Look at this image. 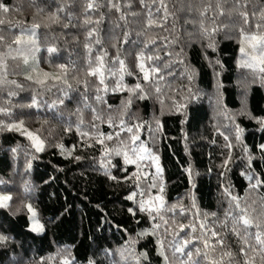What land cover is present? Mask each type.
Returning a JSON list of instances; mask_svg holds the SVG:
<instances>
[{
    "label": "trees",
    "instance_id": "trees-1",
    "mask_svg": "<svg viewBox=\"0 0 264 264\" xmlns=\"http://www.w3.org/2000/svg\"><path fill=\"white\" fill-rule=\"evenodd\" d=\"M102 2L105 6L92 15V19L96 20L101 12L104 13V19L97 28V34L102 43L95 44V36L92 37L93 57L97 52L107 49L109 53L107 59L110 62L116 55V48L112 47L113 41L109 37L115 36L119 40L117 47L121 49V58H124L129 68L136 73L138 72L135 68L136 52L143 47V44L139 42L133 44L132 41L144 40L143 36L137 37V32L143 28L144 16L141 14L135 18L128 17V28L131 29V34L128 43L125 44L123 43L124 22L120 21L119 13L115 10L108 11L106 0ZM191 2L196 5L199 0H191ZM4 3L13 6V11L7 16V20H10L12 24L22 23L30 27L34 17L35 22L41 23L37 37L41 51L37 53V58L42 72L56 73L58 71L50 67L48 63L47 47L49 46H55L58 49L51 55L53 64L57 62L67 64L70 60L75 61L76 72H69L68 78L73 84L71 92L73 100H66L65 105L59 106V111L63 113L60 119H57L55 115L57 109L50 108L52 101L56 100L58 95H62L58 88L39 95L41 101L39 110L19 107L21 103L30 102L33 90L37 88L32 82L25 80L23 75L8 77L24 85L23 90L10 86L18 93L17 96L8 97L7 90L0 91V107L11 109V115L0 114V122L10 123L24 118L25 126L45 141V150L37 152L32 141L26 136L18 132L0 133V181H3L0 183V193L10 194L13 197L9 209L0 208V224L3 225L0 231L11 237L7 246H0V264H38L41 261L43 264H62V259L69 254L75 257L79 264H87L89 257L96 259L97 264H109L110 258L103 256L102 249L118 247L124 242L121 239L122 235L125 238L128 235L135 236L136 232L149 229L152 221L146 214L137 213L133 217L127 211L128 207H134V205L132 201L126 199V196L132 191H137V199L140 198L139 189L132 180L125 179L131 172L136 171L135 165H126L128 172L125 173L121 170L123 164L121 156L103 157L105 164L110 161L112 165H115L110 170L117 180L106 177L101 165L103 156L101 145L94 143L91 147H85L83 141L89 138H82L76 131V108L78 106L83 108L81 93L85 90L83 85L78 86L72 77L78 76L80 80L85 79L81 71L86 65L85 32L97 26L94 23L81 26V19H73L72 24L76 25L75 27L69 26L65 29L59 24L50 28L44 27V17L42 14H37L36 6L51 11L57 6L55 0L51 5L49 0H35V5L32 0H4ZM167 3L173 15L169 17L163 28L153 26L148 30L149 37L155 39V44H150L148 50L157 54L158 49L160 57L159 60L148 63H156L161 68L159 75L164 77L159 81L161 88L158 94L159 99L154 89L148 86L150 98L145 100L134 98L125 119L129 124L147 121L152 125L151 133L148 131V124L144 125V128L140 130V138L160 158L167 203L172 205L179 200L185 207L189 206L187 192L192 185L188 181L185 169L191 167L194 172L199 173L196 177V194L200 210L216 213L217 216L222 217L227 208V202L220 196L223 177L219 176L221 171L219 165L229 151L232 154L229 176L235 185V190L243 196L248 184L240 175L246 163L241 157L246 156L247 153L242 151V145L235 139V125H239L244 130L243 145L252 149L256 157L253 162L256 171L260 172L261 167H264V161L259 159V145L264 143V131L260 130V125L257 123V119L264 118V87H261L259 80L252 82L251 69L241 68L237 64L240 45L236 39L225 38V33L229 32V29L215 36L218 42L217 52L207 49V57L212 61L210 65L208 59L204 57L201 44L194 42L198 38L189 36L190 32L196 31L198 25L186 23V20H199L196 8L194 7L192 11L188 10L189 0H167ZM261 4H264V0H259V3L257 0H248L247 11L250 14L254 10L259 11ZM214 7L215 0H213ZM134 10H140L139 4L135 5ZM66 12H72L77 17H81L80 0L67 7ZM160 15L162 13H156L157 17ZM211 15L210 10L208 16L211 17ZM226 20V16L220 17L218 22L223 23ZM67 21L68 17L64 15V22ZM5 26L6 42L10 43L13 33H18L19 29L14 28L10 33L7 30V24ZM230 34L238 36L234 29L230 31ZM172 40L176 43H169ZM203 43L206 46L207 40ZM181 47L190 57V62L197 72L191 84L186 76L181 75L184 71L182 65L173 62L170 67H164L170 60L174 61L175 52ZM0 51H6V48L0 45ZM169 51L173 52V56L170 57L167 54ZM217 58L221 61L219 65L215 63ZM9 65L10 71L16 65H20L16 69L18 72L24 68L22 60L19 59L10 60ZM169 72L175 74L169 75ZM88 79L90 87L87 102L96 106L94 92L91 89V83L95 82V78L88 77ZM136 82V75L126 76L124 80V83L129 86ZM141 82L147 84V82ZM107 83L111 88L114 78L109 79ZM218 84L220 85L219 96ZM189 87L194 95L187 100V116L185 117L173 108V104L174 101L184 102V98L189 95ZM128 95L127 91L115 93L110 91L105 97L107 104L100 106L104 118L106 119L111 112L118 120L122 111L121 103ZM245 97L246 110L255 119L250 118L249 115L240 114L245 108ZM218 98L234 115V120L221 115L223 107L218 104ZM9 100L11 103H8ZM161 100L163 115H161ZM108 105L112 106L111 109ZM92 115L89 109H84L82 131H92ZM154 118L160 120L163 126L161 132L155 131ZM45 120L47 123L44 122ZM69 123L72 125V130L66 131ZM37 130L40 131L37 132ZM100 130L105 134H113V140L105 141L109 147L118 144L119 138H116L114 134L119 130L118 128L114 129L107 123H103L100 125ZM128 136V133L121 132V138ZM150 136L156 139H150ZM224 136H227L233 145L231 150L224 147L226 143ZM89 143H92V140H89ZM57 144L64 146L63 153L55 146ZM13 148L17 149L15 153L11 151ZM29 163L31 168L27 167ZM140 171L141 173L149 172L154 177L155 164L144 160L141 162ZM148 182V178L142 177L141 188L145 190V199L148 195H156V189L148 191ZM26 185L28 192H25ZM261 195H264V192L259 194L253 192L249 198L250 202H256L254 206L258 210L261 207L259 199ZM28 204H31L37 213L38 220L45 226L42 234L31 232L29 229ZM176 213L179 214V207ZM166 215L171 217L172 213ZM178 218L186 219L179 216ZM211 219L210 216L209 220ZM117 224L128 231L117 232ZM154 242L153 237L141 239L136 247L139 251L144 250V246L147 245L153 264H157L159 258L155 256Z\"/></svg>",
    "mask_w": 264,
    "mask_h": 264
},
{
    "label": "snow or ice",
    "instance_id": "snow-or-ice-1",
    "mask_svg": "<svg viewBox=\"0 0 264 264\" xmlns=\"http://www.w3.org/2000/svg\"><path fill=\"white\" fill-rule=\"evenodd\" d=\"M77 0H55L57 5L54 10L47 11L43 7L36 6L37 14H42L45 20L44 27H52L53 25H62L67 29L69 26L75 27L72 24L73 19H81L82 25L87 26L89 24H95L97 27H92L85 32L84 47L87 50L86 65L81 71L85 75L84 80H80L78 76H73L72 79L76 81V84H80L84 87V92L81 93L83 108L77 107V123L75 125L76 131L83 137H88L83 141L85 147H91L94 143L101 145L103 156L101 157V165L104 169V175L110 179L117 180V177L112 175L111 168L115 167L109 161L105 164L103 157L115 155L123 158V164L121 170L125 173L128 172L126 165H135L136 171L131 172L126 176V180H132L136 188L139 189V199H137V191H132L126 196V199L133 202L134 207H128L127 211L133 217L137 213L146 214L147 218L152 221V225L149 229H143L136 232L135 236L128 235L126 238L122 235L121 239L124 241L118 247L114 249L103 248L102 253L105 258L109 259V264H153V258L147 250V245L144 246V250H137V244L141 239H147L149 237L154 238L153 249L155 256L159 259L157 264H264V195L259 196L261 201V207L258 210L254 205L255 201L250 202V194L256 192L257 194L264 192V167H261V171L257 172L253 166V162L256 159L252 149L243 145V129L239 125H235V139L242 145V151L247 153L246 156L242 155L241 159L244 160L245 168L240 172V175L248 182L247 187L244 189V195L241 196L236 190L229 173L231 168L229 165L232 163V154L229 151L222 163L219 165L221 169L219 176L223 177V181L220 185V196L226 200L227 208L223 212V216H217L216 213L202 212L198 206L197 194H196V177L199 173L194 172L191 167L185 169L187 172V178L192 185L187 192V198L189 199V206L185 207L179 200L176 204L169 205L166 200V186L162 180V168L160 165V158L157 154L153 153L140 138V130L144 128L145 124H148L149 133L153 132L152 125L147 121L137 122L135 124H129L125 119L127 117V110L131 107L133 99L145 100L150 98V94L147 90L148 86L154 89L159 99V93L161 88L159 81L164 77L159 75L161 68L156 63H148L157 61L160 59L157 54L150 52L149 45L155 44V39L149 37L148 30L153 26L163 28L167 23L170 16L173 14L169 11L167 0H106L107 8L109 12L115 10L119 13L120 21L124 22V39L123 43L127 44L131 29L128 28V17L133 18L143 14L144 23L141 31L137 32V37L143 36V41H132L133 44L142 43L143 47L136 52V64L135 68L138 72L134 73L126 64L124 58H121V49L117 47L119 40L115 36H110L109 39L113 41L112 47L116 48V55L108 61L109 53L107 49L93 57V41L92 37L95 36L94 43L101 44V38L97 34V28L101 21L104 19V13L101 12L100 17L96 20L92 19V15L95 11L104 7L102 0H80L82 6V16L77 17L75 13L66 12V8L74 5ZM259 3V0H257ZM35 5V0H32ZM53 0H49L51 5ZM139 4L140 10H134L135 5ZM230 7H226L229 6ZM199 13V20H186V23H192L198 25L195 32H190V37H197L194 42L200 43L204 54V57L208 59L209 64H212L210 58L207 57V49H211L212 52L218 51V42L215 40V36L225 29L230 31L234 29L238 36H232L229 32L225 33L226 39H236L240 45L239 53V67L251 69L253 73L252 82L255 83L259 80L261 87H264V4H261L259 11H252L251 14L247 11L248 0H215V7L213 8V0H199V3L193 5L191 0L188 3V10L192 11L193 8ZM212 11L211 17L208 16V12ZM13 11V6L4 3V0H0V26L7 24L8 32L12 33L14 28L19 29L18 33H13L10 43L6 42V37L3 34L4 27H0V45L6 48V51H0V91L7 90L8 97H15L18 93L10 86H15L16 89L23 90L24 85L17 80H10V75H23L25 80L32 82L37 88L33 90V95L30 98L29 103H21V108H35L39 110L41 101L39 95L42 92L51 91L53 88H58L62 95H58L57 99L52 101L50 108L57 109L56 118L60 119L63 113L59 111V106L65 105V101H72L71 95L73 84L69 81V72H76V62L69 61L66 63L57 62L54 63L51 60V55L56 53L58 49L55 46L47 47L49 54L48 63L50 67H54L58 71L42 72L39 67L40 61L37 58V53L41 51L38 40V29L41 28L40 22H34L30 27L25 26L22 23L12 24L10 20H7L8 14ZM156 13H162L159 17ZM68 17V21L64 22V15ZM227 17L226 22L219 23L220 17ZM139 22V21H134ZM119 26V25H117ZM167 30V29H166ZM167 39V38H165ZM207 40L206 46L203 41ZM169 43L175 44L176 41L172 40ZM170 57L173 56V52L167 53ZM22 60L23 70L17 71L16 69L20 65H16L10 71L9 61ZM178 63L183 66L184 71L182 76H186L191 84L197 75L195 67L190 62V57L184 52L183 47L179 51L175 52L174 61L170 60L164 65L165 68L170 67L171 63ZM217 65L221 63L219 58L215 62ZM35 74V75H34ZM142 74V75H141ZM169 75H174V72H169ZM137 76V82L129 86L124 83L126 76ZM42 76V78H41ZM88 77L95 78V82L91 83V89L94 92V100L96 106L88 103L87 93L90 87V81ZM114 78L113 86L110 88L107 81ZM52 81V83H49ZM147 82V84L142 83ZM218 84V96H219ZM127 91L129 93L126 100L122 101V111L119 114V119L109 112L105 119L101 105H106L107 100L105 97L109 92ZM189 95L184 98V102L174 101L173 108L177 112H181L183 116H187V100L191 99V88H188ZM161 115H163V101L161 100ZM11 103V100L8 101ZM47 103V101H45ZM218 104H221L223 111L221 115H226L228 119L234 120L235 117L227 109L226 105H223L221 99L218 98ZM15 107V105L13 106ZM111 105L108 108L111 109ZM84 109H89L92 112L91 124L92 131H82L81 127L84 124ZM0 114L11 115V109L0 107ZM241 115H249L246 110V97L245 108L241 110ZM254 118L255 117H251ZM99 121V123H95ZM47 123V120L44 121ZM156 124L155 131L161 132L162 124L158 118H154ZM107 123L109 127L119 129L115 131V137L119 138L118 144L109 147L105 141H111L114 139L113 134H105L100 130V125ZM257 123L260 125V130L264 131V118L257 119ZM66 131L72 130V125L69 123L66 126ZM18 132L22 136H26L35 147L37 152H43L45 150V141L41 139L37 134L28 130L25 126L24 118L18 121L10 123L0 122V133L2 132ZM40 130H37V132ZM121 132L129 134L127 138H121ZM162 134V133H161ZM223 135V133H221ZM150 139H156V137L150 136ZM226 141L224 147L231 150L233 145L229 141L227 136H224ZM92 140V143H89ZM139 142V143H138ZM63 153L65 148L62 144L55 145ZM12 152H16L17 149H11ZM260 156L259 159L264 161V143L259 145ZM35 158V157H33ZM80 159V157H75ZM144 160L152 161L155 164L154 177L149 172L141 173V162ZM31 168V164L27 165ZM142 177L148 178L147 185L148 191L156 189V195H148L145 199V190L141 188ZM3 183V181H0ZM29 189L25 186V192ZM13 197L10 194L0 193V208L9 209L11 207L10 201ZM179 207V214L177 215L176 209ZM27 211L31 213V227L30 231L41 234L44 231V225L37 219V213L32 208L31 204L27 205ZM172 213L171 217L166 214ZM179 217H185L181 220ZM212 217L211 221L209 217ZM171 221V222H169ZM139 223V220H137ZM0 227H3L0 224ZM161 229L163 231L161 232ZM127 232L126 228L122 229V226L117 224V232ZM170 237V239H169ZM11 237L0 231V246H7ZM43 264V262H38ZM62 264H79V261L69 254L68 257L62 259ZM87 264H97L96 259L88 258Z\"/></svg>",
    "mask_w": 264,
    "mask_h": 264
},
{
    "label": "rangeland",
    "instance_id": "rangeland-1",
    "mask_svg": "<svg viewBox=\"0 0 264 264\" xmlns=\"http://www.w3.org/2000/svg\"><path fill=\"white\" fill-rule=\"evenodd\" d=\"M0 27H2V26H0ZM4 28L6 27V26H3ZM8 28V27H7ZM3 34H4V32H3ZM239 60H240V53H239V56H238V59H237V64L239 65ZM29 130V129H28ZM31 131V130H30ZM11 202V201H10ZM36 212V211H35ZM30 216H31V213H29V229H30V227H31V219H30ZM38 219V218H37ZM40 222V221H39ZM41 223V222H40ZM44 232V231H43ZM42 234V233H41Z\"/></svg>",
    "mask_w": 264,
    "mask_h": 264
}]
</instances>
